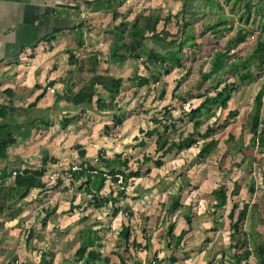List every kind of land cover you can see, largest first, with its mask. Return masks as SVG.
I'll list each match as a JSON object with an SVG mask.
<instances>
[{"label":"crops","instance_id":"crops-1","mask_svg":"<svg viewBox=\"0 0 264 264\" xmlns=\"http://www.w3.org/2000/svg\"><path fill=\"white\" fill-rule=\"evenodd\" d=\"M213 1L0 0V105L25 111L16 116L10 128L0 132V141L8 133L16 138L7 148V158L0 160V176L15 169L36 168L44 157L47 159L44 189H31L22 199L0 194V264L15 260L20 264H40L42 257L45 264H120L119 256L142 264L153 260L150 239L136 236L129 222L116 231V239L121 241L117 244L125 248L112 246L110 224L101 219L108 203L94 207L90 198L83 197L81 181L65 180L70 168L80 167L81 161L94 165L90 151L102 143L90 139L95 135L89 137L91 131L78 122L62 128L60 121L63 116L87 111L85 116L97 122V128L107 125L109 120H103L101 115L112 113L113 120V114L120 111L97 110L94 102L75 108L72 98L66 100L68 94L78 93L88 82L87 88L95 90L94 100L111 104L130 94L137 88L134 84L131 90L113 91V80L121 78L125 86L135 74L141 75L144 64L149 63L147 53H158L155 49L162 44L159 40L178 32L179 24L183 30L187 20ZM155 18L159 19L155 33H146L139 39L132 37L137 29H144L148 19ZM92 55L98 58V73L92 76L75 72V61ZM111 97L115 99L112 102ZM44 118L49 121L47 130L32 126ZM77 147L84 151V158L74 151ZM11 180L6 178L4 184L8 186ZM104 189L105 186L100 193L103 201L110 194ZM114 206L119 209L117 204ZM125 229L130 235L128 245L120 234ZM95 235L100 246L88 251L93 250L100 258L77 256L83 240L95 239ZM146 244L144 252L136 250ZM127 247L130 253L135 249L136 257L135 253L129 255Z\"/></svg>","mask_w":264,"mask_h":264},{"label":"rangeland","instance_id":"rangeland-1","mask_svg":"<svg viewBox=\"0 0 264 264\" xmlns=\"http://www.w3.org/2000/svg\"><path fill=\"white\" fill-rule=\"evenodd\" d=\"M242 11L241 3L235 0L205 3L196 17L187 20L190 24L187 28L181 30L179 24L176 26L178 32H174V29L173 35L159 40L162 44L157 45L155 50L165 56L168 63L163 65L158 62L155 65L161 72L167 69L169 72L161 74L157 83L134 88L130 94L122 95L110 104L109 112L120 111L117 116L121 117L120 124L111 119L112 113H106L101 117L109 120V123L97 128V122L77 113L78 120L75 123L91 131L89 137L95 135V138L90 139H99L102 143L90 151H93L96 167H99L98 156L103 154L110 159L119 155L121 160H128L129 170L139 169V177L130 179L124 189L127 198H119L115 202L120 209L117 217L112 219L111 201L101 216L103 221L110 224V244L118 250L123 246L125 248V245L117 244V241H121L116 239V231L125 222H129L136 236L150 239V256L157 263L161 261L170 264L168 258L173 254L177 264H231L234 250L229 239L228 214L233 204L238 205L234 219L244 204L248 206L247 218L240 226L241 231L256 243L264 242V153L253 144L249 132V115L254 109L253 102L258 93H261L262 100L260 128L264 129V66L260 72L256 66L257 60L250 59L247 68L255 74V79L244 83L234 76L242 67L228 70L221 79L215 74L207 75L210 69L209 57L216 49L227 46L239 29H244L248 34L245 42L230 45L232 58L228 63H240L250 55L257 41H264V32L260 29L264 20L258 15L254 18L256 13L252 9L251 18L244 22L239 19ZM185 37H191L195 46H185L178 53L181 66L170 67L177 48L169 42H178ZM141 75H148V72L142 70ZM131 84L129 80L127 85L118 90H131ZM216 84L218 90L227 85L233 91L228 109L224 111L213 106L211 110L204 109L195 118H191L189 111L197 107L205 96L214 95ZM228 110L237 111V116L227 120L226 127L218 129L206 140H201L198 135L204 134L208 127L225 123L223 119ZM156 121L172 125L166 135L169 142L178 141L191 133L194 123L199 121L196 128L198 134L194 135L197 140L195 145L178 154H167L162 158L163 165L160 168L154 164V160L161 155V152H156L155 139L158 134L154 130L162 128ZM229 135L234 138L230 144L227 143ZM210 140H214L215 144L209 154L198 159L199 149ZM95 143L100 145V142ZM74 151L79 154L81 150L75 148ZM144 157H152V160L144 163ZM111 181L108 177L104 190L107 194L111 192L113 198L117 192L123 191V184L119 186ZM235 182L239 185V191L232 196L230 192ZM219 186L224 187L228 199L223 207L214 209V193ZM176 199L183 206L173 213L168 212L170 203ZM185 216H189L190 223ZM169 225H173V235L176 237L184 232L177 246L167 233ZM141 248L137 247L136 250L142 252L144 248ZM129 249L128 253L131 252ZM133 251L136 257L138 253L135 249ZM133 262L139 263L136 260ZM250 262L255 264L253 258Z\"/></svg>","mask_w":264,"mask_h":264},{"label":"trees","instance_id":"trees-1","mask_svg":"<svg viewBox=\"0 0 264 264\" xmlns=\"http://www.w3.org/2000/svg\"><path fill=\"white\" fill-rule=\"evenodd\" d=\"M236 3H241V6L243 8L242 14L239 15V19H243L244 22L249 21L251 18L252 9L255 11L254 18L257 16L260 19L264 20V0H235ZM256 17V18H257ZM159 23V19H148L146 26L143 30L137 29L135 34L132 36L133 38L139 39L140 37H143L146 33H155L157 24ZM190 24L188 22H185L183 24V30L184 28H187ZM216 25V24H215ZM261 32H264V23L260 27ZM247 31H244V29H239L236 32V35L231 38L228 41V45L224 47H220L219 49H216L214 51L215 53L212 54L211 57H209V72L208 76H211L212 74H215L218 76V78H222L223 75H225L228 70H231L233 68H240L241 70H238L234 76H236L241 83L254 80L255 74L247 68V64L249 63L250 59H256L257 60V67L260 69V72L262 71V67L264 66V41L260 40L257 41L255 44V47L253 51L250 53V55L244 59L241 60L240 63H228V61L232 58L230 55L229 47L231 44L239 45L243 42H245V39L247 37ZM170 45H174L177 48V51L174 53L172 63L170 67L181 66V59L178 57V53H180L185 46L187 45H194L193 40L191 37H185L184 39H181L178 42H169ZM195 46V45H194ZM147 60L149 61L148 64H144L145 71L148 72V75H134L133 79L130 81L132 84H134L136 87L142 88L145 86H148L151 82L157 83L159 81V78L161 74H167L169 70H162L155 65L156 63L160 62L161 64H166L167 58L163 56L162 54L155 53L153 51H150L146 55ZM168 63V62H167ZM98 58L96 55H92L90 57H86L85 59H80L75 61V72L78 74L80 73H86L90 75H96L98 73ZM120 81V82H119ZM123 80L121 78L115 79L112 82L111 88L112 90H118L122 86ZM219 83V82H218ZM217 83V84H218ZM120 84V85H119ZM217 84L215 85L214 89L216 90L214 95L210 96L207 95L204 97V99L200 102V104L191 109L189 111V116L191 118H195L196 115L200 114L202 110H211L213 106L218 107L221 110H227L228 109V102L231 99V96L233 95L232 89H230L227 85L222 87L221 89H217ZM118 85V86H117ZM89 86V82L86 83L83 88L78 93H73L72 91L68 94L66 97V100H70L72 98V104L75 108L81 105H91L93 102L95 103L97 110H104L109 109L110 104L105 102L102 99H95V90L91 89ZM104 88H106L105 85H103ZM86 87V88H85ZM111 102L114 101V97H111ZM254 109L251 111L249 115V132L252 135L251 140L253 141V144L257 145L260 152L264 153V129L260 128V108L262 105L261 100V93H258L256 97L254 98ZM25 111H16L14 108H6L2 105H0V132L10 128L12 126V121L16 118V116H19V114H22ZM81 116L85 115L87 111H81ZM237 111H231L228 110L226 117L223 119L225 122L224 124L221 123L220 125H213L206 129L204 134L198 135L201 140H206L209 138L211 134H213L218 129H221L223 127H226L227 120L235 118L237 116ZM118 114L113 115V119L116 121V124H120L121 117H117ZM122 116V115H121ZM80 118V117H79ZM78 120V116L75 114H72L70 116H63L60 123L62 128H66L68 125L75 123ZM158 122V121H156ZM158 124H161L162 130H154L156 134H158V137L155 139L156 144V152H161L160 158L154 160V164L156 168H160L163 165L162 158L165 157L167 154L175 153L178 154L181 151L188 150L193 147L196 143V139L194 135L198 134L196 131L197 126L199 125V121H196L193 125V131L189 134H187L185 137L179 139L178 141H171L169 142V138L166 137L167 132L172 125H167V123H161L158 122ZM33 127L39 130H47L49 128V121L48 118L41 119L40 121H35L32 124ZM150 134V133H149ZM16 141V138L14 137L13 133H8L6 138L0 141V160H4L7 158V148L9 145L13 144ZM234 141V138L232 135L228 136L227 143L230 144ZM236 143H239L237 141ZM215 144L214 140L207 141L198 151L197 157L198 159H202L205 155L209 154L210 149ZM241 144V143H239ZM242 145V144H241ZM79 149V147H77ZM241 147L239 148V150ZM84 151L81 150L80 157L84 158ZM152 157H144L143 162L146 163L148 161H151ZM99 167H96V165H92L90 163H87L85 161H81L80 163V171H75L72 173V181L78 182L81 181V186L79 187L81 192L85 194L86 198L91 199V204L94 207H100L103 203L112 202V216H115L119 209L115 208L114 204L116 201L119 200V198H126L124 189L126 188L128 181L130 179H134L139 177V169L136 170H129L128 168V160L123 159L121 160V157L118 155L114 159H108L105 155H99L98 156V162ZM46 166H47V159L46 157L43 158L41 165H39L36 168H25V169H18L16 170V175H12V173L4 176H0V194H3L4 196L10 195V197L14 198H24L28 195L31 189H44L45 185L42 181V178L46 172ZM121 168V169H119ZM91 171H95L94 174L90 173ZM13 172V171H12ZM117 175H120L122 177V188L123 191L117 192L116 196L112 198V193L110 192L109 196L104 199V201L100 197V193L102 189L105 186V182L107 180L106 176H109L111 178V182H117ZM6 178H11V183L6 186L5 180ZM58 185L62 184L61 181H57ZM72 184V183H71ZM234 187L232 191L230 192V195L235 196L238 194L239 191V185L235 182ZM67 188V187H64ZM228 196L226 194V191L224 190L223 186H219V188L214 193V203L213 206L214 209L223 207L227 202ZM106 200V201H105ZM183 205L176 199L172 203H170L168 212H175L178 208L182 207ZM190 207V206H189ZM238 208V205L233 204L229 214L228 219L230 220L229 225V239L231 248H233L234 252L231 254V264H252L250 262V259L255 260V264H264V242L256 243L254 242L249 235L241 231V224L246 220L247 218V212H248V206L244 204L241 209L237 211L236 219H234V214L236 212V209ZM3 208L0 207V213L3 212ZM186 221L190 223L189 216H185ZM167 233L172 236L171 240H173L176 243V246L178 245L179 241L181 240L184 232H181L177 237L173 235V225H169L167 229ZM121 236L124 239L125 243L128 245L129 241V232L127 229L121 231ZM97 236L95 235L94 238H85L83 242L81 243V246L77 252V256L80 258H84L86 255V258H92L93 260L99 259V255L96 254L93 250L88 251L89 248L99 247L100 244H97L95 240ZM135 244L133 241L132 244ZM251 243V244H250ZM143 248H147V244L144 245ZM44 257L41 258L40 264L44 263ZM106 260V259H105ZM131 260V259H130ZM120 264H129L128 261L124 260L121 256H119ZM168 261L170 264H177V259L174 257L173 254L170 255L168 258ZM130 264H142L135 263L132 260L130 261ZM181 264V263H180Z\"/></svg>","mask_w":264,"mask_h":264},{"label":"built area","instance_id":"built-area-1","mask_svg":"<svg viewBox=\"0 0 264 264\" xmlns=\"http://www.w3.org/2000/svg\"><path fill=\"white\" fill-rule=\"evenodd\" d=\"M52 92V90H51ZM81 168L79 166H73L70 168V170L68 171V173L65 174V180H70L71 177H72V173L75 172V171H80ZM16 172L17 171H13L12 172V175H16ZM90 173L94 174L95 171H91ZM109 176H106V178H108ZM117 184L120 186L122 184V177L120 175H117ZM122 188V187H121ZM12 264H20L19 260H15ZM148 264H155V261L154 260H151Z\"/></svg>","mask_w":264,"mask_h":264},{"label":"bare ground","instance_id":"bare-ground-1","mask_svg":"<svg viewBox=\"0 0 264 264\" xmlns=\"http://www.w3.org/2000/svg\"><path fill=\"white\" fill-rule=\"evenodd\" d=\"M166 50V49H165ZM169 70V69H168ZM87 73V72H86ZM120 82V81H119ZM120 85V84H119ZM118 86V85H117ZM133 93V92H132ZM136 101V100H135ZM103 149V148H102ZM104 156V155H103ZM243 169V168H242ZM138 206V205H137Z\"/></svg>","mask_w":264,"mask_h":264}]
</instances>
